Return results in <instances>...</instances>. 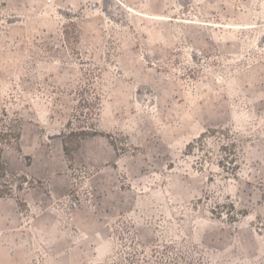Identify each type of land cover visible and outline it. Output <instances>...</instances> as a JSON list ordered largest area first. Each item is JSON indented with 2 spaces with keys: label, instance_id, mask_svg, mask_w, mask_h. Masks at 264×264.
Listing matches in <instances>:
<instances>
[{
  "label": "rangeland",
  "instance_id": "374dc122",
  "mask_svg": "<svg viewBox=\"0 0 264 264\" xmlns=\"http://www.w3.org/2000/svg\"><path fill=\"white\" fill-rule=\"evenodd\" d=\"M0 132V264H264V0H0Z\"/></svg>",
  "mask_w": 264,
  "mask_h": 264
},
{
  "label": "trees",
  "instance_id": "16d2710c",
  "mask_svg": "<svg viewBox=\"0 0 264 264\" xmlns=\"http://www.w3.org/2000/svg\"><path fill=\"white\" fill-rule=\"evenodd\" d=\"M6 136H8L7 133H1V132H0V150H1V148L3 147L2 143H1V140L4 139ZM67 138H68V137H67ZM63 146H64V151H65L66 153H68V152H69V147H68V146H69V143L66 142V140L63 141ZM1 162H2V157H1V155H0V164H1Z\"/></svg>",
  "mask_w": 264,
  "mask_h": 264
}]
</instances>
